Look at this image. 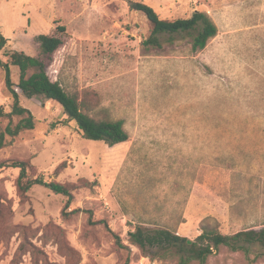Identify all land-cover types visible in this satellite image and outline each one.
I'll return each mask as SVG.
<instances>
[{
  "label": "rangeland",
  "instance_id": "obj_1",
  "mask_svg": "<svg viewBox=\"0 0 264 264\" xmlns=\"http://www.w3.org/2000/svg\"><path fill=\"white\" fill-rule=\"evenodd\" d=\"M141 1L165 18L206 11L217 34L198 51L184 34L145 45L151 25L125 0H0L1 60L40 56L34 36L64 25L63 43L40 56L46 73L67 91H93L129 134L114 145L86 139L59 103L17 88L35 124L7 137L0 163L29 160L28 174L74 189L66 205L44 185L20 192V169H0V264H176L150 260L161 251L142 252L127 231L164 227L193 241L204 220L224 234L264 227V0ZM11 104L0 68V105ZM247 246L204 264H264V245Z\"/></svg>",
  "mask_w": 264,
  "mask_h": 264
},
{
  "label": "trees",
  "instance_id": "obj_2",
  "mask_svg": "<svg viewBox=\"0 0 264 264\" xmlns=\"http://www.w3.org/2000/svg\"><path fill=\"white\" fill-rule=\"evenodd\" d=\"M130 10L140 11L151 25L150 33L143 40L145 45L160 47L159 35L167 34V39L173 41L175 35L190 36L192 51L203 49L207 42L217 34V26L210 15L203 10H194L188 17L165 18L159 15L149 4L141 0H125ZM55 33H40L34 36L40 56H49L63 43L64 25H56ZM6 38L0 34V49L5 45ZM7 60L0 58V68L4 71V84L11 95V110L5 112L0 105V119L7 118L4 128L0 127V149L23 130L34 128L35 120L29 109L19 103V93L26 97L44 95L59 103L67 117L76 122L82 136L89 140H100L108 145L128 140L129 134L124 127L123 119H114L106 114L103 108H98L96 94L88 89L83 91H67L57 80H51L45 71V62L40 56H33L21 50L6 53ZM10 65L18 68V80L11 77ZM25 114V115H24ZM14 115H24L17 122ZM10 165L20 169L17 188L24 193L33 185H44L51 191L67 197L66 205L72 199L73 185L58 181H46L41 175L28 174L33 171L29 160H8L0 163V169ZM59 169L57 168L56 171ZM92 211H89V221ZM102 222H104L102 220ZM95 224V223H90ZM107 228L108 223H103ZM200 233L191 242L186 237L164 227H144L136 224L127 231V241L136 245L142 252L157 248L161 253L151 255L150 260L157 257L173 256L176 264H204L207 258L222 247L232 251L247 252L248 244L264 245V227L259 229L239 230L231 234L220 232L215 223L202 221ZM115 244L125 247L120 236L112 233ZM247 244V245H246ZM61 245L65 246L63 241ZM67 248V247H65Z\"/></svg>",
  "mask_w": 264,
  "mask_h": 264
},
{
  "label": "water",
  "instance_id": "obj_3",
  "mask_svg": "<svg viewBox=\"0 0 264 264\" xmlns=\"http://www.w3.org/2000/svg\"><path fill=\"white\" fill-rule=\"evenodd\" d=\"M188 242H191L190 240H188Z\"/></svg>",
  "mask_w": 264,
  "mask_h": 264
},
{
  "label": "built area",
  "instance_id": "obj_4",
  "mask_svg": "<svg viewBox=\"0 0 264 264\" xmlns=\"http://www.w3.org/2000/svg\"><path fill=\"white\" fill-rule=\"evenodd\" d=\"M17 90V88H15Z\"/></svg>",
  "mask_w": 264,
  "mask_h": 264
}]
</instances>
